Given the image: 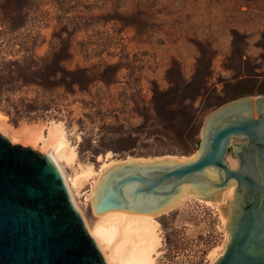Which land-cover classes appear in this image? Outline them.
I'll return each instance as SVG.
<instances>
[{"label":"rangeland","instance_id":"rangeland-1","mask_svg":"<svg viewBox=\"0 0 264 264\" xmlns=\"http://www.w3.org/2000/svg\"><path fill=\"white\" fill-rule=\"evenodd\" d=\"M61 27L74 32L73 66L103 62L106 80L66 97L54 94L45 115L18 121L7 106L15 111L22 97L49 98L35 84L1 87L0 112L13 126L62 120L77 152L72 164L63 163L68 176L89 164L99 170L107 155L190 157L212 112L264 95V0H0V68L31 51L50 53ZM225 160L238 166L233 147ZM79 189L76 199L93 224L90 182ZM181 201L155 215L162 236L157 264H212L210 251L226 247L227 230L211 206L191 196ZM228 206L230 217L231 200Z\"/></svg>","mask_w":264,"mask_h":264},{"label":"water","instance_id":"water-1","mask_svg":"<svg viewBox=\"0 0 264 264\" xmlns=\"http://www.w3.org/2000/svg\"><path fill=\"white\" fill-rule=\"evenodd\" d=\"M234 137L246 138L240 145ZM229 147L239 158L232 168ZM235 187L223 215L229 241L212 264H264V95L228 102L206 119L192 157L114 162L99 176L96 213L155 214L184 193L218 200ZM0 264H108L50 153L13 143L0 131Z\"/></svg>","mask_w":264,"mask_h":264},{"label":"bare ground","instance_id":"bare-ground-1","mask_svg":"<svg viewBox=\"0 0 264 264\" xmlns=\"http://www.w3.org/2000/svg\"><path fill=\"white\" fill-rule=\"evenodd\" d=\"M7 118L8 115L6 113L0 112V131L6 134L10 133V139L12 141H20L25 144L29 143L34 146L40 145L42 150L46 151L45 153H50L59 164L68 184L71 196L84 217L89 231L98 242L108 264H157V258L161 252L160 246L162 245V236L160 234L159 224L155 219V215L172 209L181 201V199H185L190 196L195 197L214 208L219 215L226 232L229 217L227 214L223 215L221 209L219 208V204L227 202V195L235 187L234 185L224 188L227 190L226 196L220 197L218 200L200 197L196 194L184 193L176 204L155 214L112 209L104 213L95 212L98 219L95 223L90 224L76 199V195L80 192L79 188L84 182L89 181L91 184V190L88 193L86 200H90L92 204L91 193L95 189V184L99 176L111 164L130 158L159 159L164 158V156L154 158L129 157L126 159H110L107 155L103 158L104 162L99 170H96L92 164L81 167L78 166L80 167L78 170L76 169L77 167L74 168L73 166V168L76 169L75 174L73 176H68L64 170L63 163L66 162L72 164L77 152L75 145H73L68 138V134L62 120L53 119L44 124H39L38 122H24L21 126H13L7 121ZM167 156L179 159L186 157L173 154H169ZM226 236L229 239L227 232ZM219 246L221 247H214L210 251L209 257L211 258L212 263L224 252L223 249L225 247V243Z\"/></svg>","mask_w":264,"mask_h":264},{"label":"trees","instance_id":"trees-1","mask_svg":"<svg viewBox=\"0 0 264 264\" xmlns=\"http://www.w3.org/2000/svg\"><path fill=\"white\" fill-rule=\"evenodd\" d=\"M73 34L74 32H70L66 27H61L54 33L55 40L50 53L40 56L31 51L22 59L10 61L12 67L4 65L0 68V88L13 91L25 85L35 84L41 90L42 96L49 98L47 102L38 98L22 97L19 106L14 107L15 111L7 106L15 121L23 116L45 115L44 112L56 103L52 98L54 94L57 97H66L68 93H73L77 89L87 90L98 79L106 80V75L101 69L103 62L94 63L91 67L79 64L73 66L75 56ZM83 49H88V43Z\"/></svg>","mask_w":264,"mask_h":264}]
</instances>
